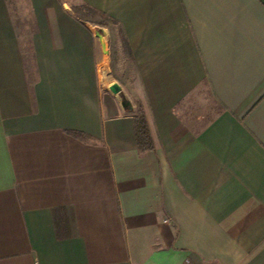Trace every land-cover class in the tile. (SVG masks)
<instances>
[{"label": "crops", "instance_id": "crops-1", "mask_svg": "<svg viewBox=\"0 0 264 264\" xmlns=\"http://www.w3.org/2000/svg\"><path fill=\"white\" fill-rule=\"evenodd\" d=\"M0 264H264V0H0Z\"/></svg>", "mask_w": 264, "mask_h": 264}, {"label": "trees", "instance_id": "trees-1", "mask_svg": "<svg viewBox=\"0 0 264 264\" xmlns=\"http://www.w3.org/2000/svg\"><path fill=\"white\" fill-rule=\"evenodd\" d=\"M73 11L75 14H77L79 17H84L85 13H88L92 16L100 17L102 20H104L102 23H99L100 25L107 26V25H117V22L111 18H109L104 13L93 9L87 5H83L80 7H73ZM134 124H135V132H136V141L137 145L140 151H152L154 150V142L149 130L148 122L145 117V114L143 112V109L141 106L138 107V110L136 113H134ZM70 135L84 140L88 137L85 136L82 133L77 132H69Z\"/></svg>", "mask_w": 264, "mask_h": 264}, {"label": "rangeland", "instance_id": "rangeland-1", "mask_svg": "<svg viewBox=\"0 0 264 264\" xmlns=\"http://www.w3.org/2000/svg\"><path fill=\"white\" fill-rule=\"evenodd\" d=\"M85 16L84 17H82L83 19H88V21H90L91 23H97V24H99V23H102L104 20H102L100 17H97V16H92V15H90V14H88V13H85L84 14ZM100 25V24H99ZM102 26V25H101ZM101 26H98L97 28H96V33L98 34H101V36H102V45L104 46L105 45V43H106V39L107 38H109V36H108V34H107V30H106V28H104V27H101ZM108 27H110V28H113V25L112 24H110V25H107ZM102 74H103V72H102ZM137 110H138V107H137Z\"/></svg>", "mask_w": 264, "mask_h": 264}, {"label": "water", "instance_id": "water-1", "mask_svg": "<svg viewBox=\"0 0 264 264\" xmlns=\"http://www.w3.org/2000/svg\"><path fill=\"white\" fill-rule=\"evenodd\" d=\"M101 40H102V36H101ZM110 91L113 93V94H116V95H119L121 96V99H122V106L125 108V109H132L131 107V104L130 102L122 95L121 93V88L118 84H113L111 85L110 87Z\"/></svg>", "mask_w": 264, "mask_h": 264}, {"label": "bare ground", "instance_id": "bare-ground-1", "mask_svg": "<svg viewBox=\"0 0 264 264\" xmlns=\"http://www.w3.org/2000/svg\"><path fill=\"white\" fill-rule=\"evenodd\" d=\"M97 38L101 39V34L98 33L97 34Z\"/></svg>", "mask_w": 264, "mask_h": 264}]
</instances>
